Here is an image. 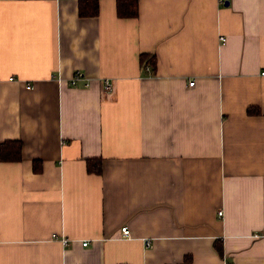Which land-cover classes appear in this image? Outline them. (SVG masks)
Masks as SVG:
<instances>
[{
  "label": "crops",
  "instance_id": "obj_1",
  "mask_svg": "<svg viewBox=\"0 0 264 264\" xmlns=\"http://www.w3.org/2000/svg\"><path fill=\"white\" fill-rule=\"evenodd\" d=\"M99 2L0 0V264H264V0Z\"/></svg>",
  "mask_w": 264,
  "mask_h": 264
},
{
  "label": "trees",
  "instance_id": "obj_2",
  "mask_svg": "<svg viewBox=\"0 0 264 264\" xmlns=\"http://www.w3.org/2000/svg\"><path fill=\"white\" fill-rule=\"evenodd\" d=\"M117 15L122 18H136L139 16L140 0H116ZM78 12L81 17L97 16L100 13L99 0H79ZM140 61L145 69L147 65L151 66V71L155 72L157 67L156 54L141 53ZM249 114H259L260 108L257 106H249L247 108ZM22 148L21 140H5L0 146V157L2 160H20ZM87 170L89 172L101 173L103 170L101 158H87ZM41 161L34 160L33 168L35 171L41 170ZM215 248L219 253H223V246L220 239H216ZM192 260L190 255H186L182 264H188Z\"/></svg>",
  "mask_w": 264,
  "mask_h": 264
},
{
  "label": "built area",
  "instance_id": "obj_3",
  "mask_svg": "<svg viewBox=\"0 0 264 264\" xmlns=\"http://www.w3.org/2000/svg\"><path fill=\"white\" fill-rule=\"evenodd\" d=\"M227 1H228V0H219V2H221V3H225V2H227ZM221 40H222V42H225V41H226V37H225V36H221ZM150 68H151L150 65H147V66L145 67L146 70H149ZM262 73L264 74V71H263ZM79 76H80V72L77 71V72L75 73L74 77H73V80L75 81L77 78H79ZM10 78L13 79V76H11ZM194 82H195L194 80H191V81H190V84L193 85ZM28 87H30V85H28ZM104 88H105V89H111V88H112V83H111L110 81H105V82H104ZM219 214H223V210H219ZM121 233H122V236H124V237H130V236L132 235L131 228H130L128 225H122V226H121ZM65 241H68V240L65 239ZM146 243L148 244L149 241L146 240ZM82 244H83V245H87V244H88V240L83 241Z\"/></svg>",
  "mask_w": 264,
  "mask_h": 264
},
{
  "label": "water",
  "instance_id": "obj_4",
  "mask_svg": "<svg viewBox=\"0 0 264 264\" xmlns=\"http://www.w3.org/2000/svg\"><path fill=\"white\" fill-rule=\"evenodd\" d=\"M226 3H228V1Z\"/></svg>",
  "mask_w": 264,
  "mask_h": 264
}]
</instances>
